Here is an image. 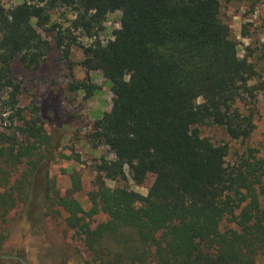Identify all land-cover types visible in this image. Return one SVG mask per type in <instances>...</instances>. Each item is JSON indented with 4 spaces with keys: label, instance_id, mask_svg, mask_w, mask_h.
Here are the masks:
<instances>
[{
    "label": "trees",
    "instance_id": "16d2710c",
    "mask_svg": "<svg viewBox=\"0 0 264 264\" xmlns=\"http://www.w3.org/2000/svg\"><path fill=\"white\" fill-rule=\"evenodd\" d=\"M59 9L74 18L52 41L50 13ZM114 11L121 15L111 40L79 45L85 71L110 83L112 106L93 122L88 140L113 159L96 167L89 210L72 196L80 190L76 174L63 196L53 182L46 185L47 208L64 211L85 264H254L264 256V144L228 164L229 146L198 132L213 125L231 141H248L264 90L249 56L238 57L217 0H24L10 9L0 0V220L30 204L34 158L50 145L40 109L25 118L18 107L13 62L36 70L53 47L68 58L78 45L72 32L96 38ZM68 90L85 99L94 93L86 80ZM20 165L26 168L9 185ZM126 175L137 184L152 177L147 194L115 193L105 183ZM98 214L106 220L91 227L86 220ZM224 220L234 228L221 230Z\"/></svg>",
    "mask_w": 264,
    "mask_h": 264
},
{
    "label": "rangeland",
    "instance_id": "374dc122",
    "mask_svg": "<svg viewBox=\"0 0 264 264\" xmlns=\"http://www.w3.org/2000/svg\"><path fill=\"white\" fill-rule=\"evenodd\" d=\"M23 1L2 0V4L5 9H10ZM217 1L220 17L229 26L231 37L237 43L238 57L249 56L248 61L255 66L258 79L264 84V0ZM120 15V11L108 14L96 38L72 32L78 45L70 47L66 59L62 50L53 47L36 70L25 69L18 59L12 64V77L21 89L18 107L25 118L34 113L35 107L40 109L35 113L50 136V145L34 158L39 164L32 179L30 204H18L0 220V264H85L88 259L80 237L66 226L64 211L56 207L49 210L42 196L49 182L55 184L60 195H65L72 189L71 176L76 174L80 179V190L72 196L85 211L89 210V193L97 176L96 167L101 158L113 159L106 147L93 145L88 140L93 122L112 106L110 83L99 72L85 71L80 64L82 51L79 45L87 46L95 39L102 44L111 40L112 31L119 28ZM73 18L69 10L51 12L48 29L54 27V32L49 33L48 39L53 41L57 32L66 35ZM39 32L46 37V32ZM83 80L94 87L90 99H85L83 92L68 90L70 83ZM256 101V129L246 142L231 141L222 128L213 125L198 127L200 137L215 145L229 146L228 164H235L237 155H243L246 149H259L264 144V90L256 95ZM260 156L264 157V151ZM25 168L26 165H20L11 172L9 185H13ZM152 181L153 178L148 177L143 184H137L126 175L125 181L106 180L105 183L115 193L126 188L145 196ZM261 202H264V196ZM136 206L140 204L136 203ZM105 220V215L98 214L86 221L94 227ZM220 226L221 230L234 228L227 220ZM254 264H264V256Z\"/></svg>",
    "mask_w": 264,
    "mask_h": 264
}]
</instances>
